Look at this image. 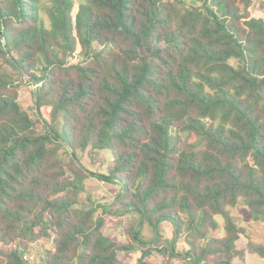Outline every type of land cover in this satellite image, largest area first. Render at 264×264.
Returning a JSON list of instances; mask_svg holds the SVG:
<instances>
[{"label":"trees","instance_id":"obj_1","mask_svg":"<svg viewBox=\"0 0 264 264\" xmlns=\"http://www.w3.org/2000/svg\"><path fill=\"white\" fill-rule=\"evenodd\" d=\"M91 177L114 200L82 201ZM241 205L264 223V0H0V264H235Z\"/></svg>","mask_w":264,"mask_h":264},{"label":"rangeland","instance_id":"obj_2","mask_svg":"<svg viewBox=\"0 0 264 264\" xmlns=\"http://www.w3.org/2000/svg\"><path fill=\"white\" fill-rule=\"evenodd\" d=\"M80 0H76L79 2ZM38 85L24 86L21 89L20 101L24 109H26L32 116H34V92ZM81 161L83 164L91 171L98 173H107L111 165L110 154L105 151L92 150L88 148L84 152H80ZM118 186L110 184L109 182H104L98 180L97 178L91 177L86 181V191L81 195V200L90 203V200L93 202H99L102 204H107L114 200ZM228 212L234 217L238 224H240L243 229L246 231V235L242 236V241L247 239V235L250 239L257 243H264V223L254 222L252 220L251 212L247 207L236 206V207H227ZM218 220L222 223L223 218L218 216ZM139 223L138 218L133 215L127 216H107L106 224L104 231L107 234H111L114 237L125 240V232L129 229L130 224L137 225ZM160 231L166 237L173 236L172 225L169 221L163 222L160 225ZM147 240H152L154 238V230L149 225L146 224L143 231ZM40 246L51 248L52 240L51 238H44L41 242L38 243ZM180 249L184 248V241L182 240L179 243ZM37 251V246L34 245L33 252ZM139 251H131L128 253L121 252L120 258L125 264H140L139 262ZM151 261L154 264H161L162 258L158 253H154L151 257Z\"/></svg>","mask_w":264,"mask_h":264},{"label":"crops","instance_id":"obj_3","mask_svg":"<svg viewBox=\"0 0 264 264\" xmlns=\"http://www.w3.org/2000/svg\"><path fill=\"white\" fill-rule=\"evenodd\" d=\"M173 230V227H172ZM247 239L242 241L241 238L237 243V248L239 250V254L235 257V264H264V257L259 256L258 254L252 252L248 246L247 241L250 239L249 236H246ZM183 249V248H182Z\"/></svg>","mask_w":264,"mask_h":264},{"label":"built area","instance_id":"obj_4","mask_svg":"<svg viewBox=\"0 0 264 264\" xmlns=\"http://www.w3.org/2000/svg\"><path fill=\"white\" fill-rule=\"evenodd\" d=\"M25 258L27 259V258H28V256H26V255H25Z\"/></svg>","mask_w":264,"mask_h":264}]
</instances>
